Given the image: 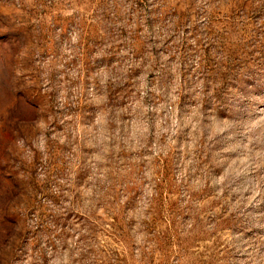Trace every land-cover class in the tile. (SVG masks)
Returning <instances> with one entry per match:
<instances>
[{
	"label": "rangeland",
	"instance_id": "obj_1",
	"mask_svg": "<svg viewBox=\"0 0 264 264\" xmlns=\"http://www.w3.org/2000/svg\"><path fill=\"white\" fill-rule=\"evenodd\" d=\"M0 264H264V0H0Z\"/></svg>",
	"mask_w": 264,
	"mask_h": 264
}]
</instances>
